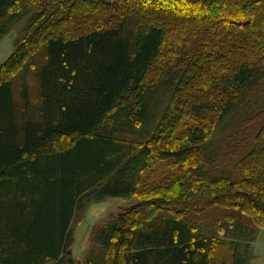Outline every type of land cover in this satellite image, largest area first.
<instances>
[{"label": "trees", "instance_id": "16d2710c", "mask_svg": "<svg viewBox=\"0 0 264 264\" xmlns=\"http://www.w3.org/2000/svg\"><path fill=\"white\" fill-rule=\"evenodd\" d=\"M21 1L0 0V18L7 17L0 37L7 21L20 17L9 12ZM106 1L115 11L98 14L97 28L46 40L48 62L39 73L41 122L18 123L12 80H0V264H75L76 216L86 201L138 194L156 149L150 130L162 111L161 91L170 93L187 74L202 85L223 76L220 117L245 102L257 111L236 143L239 172L255 187L256 198L224 192L227 207L214 198L198 204L203 194L191 192L194 184L229 182L200 169L187 183L169 187L163 202L144 201L101 228L95 240L105 252L87 264H211L213 250L224 245L215 225L222 221L221 231L236 239L253 230L250 214L264 217V191L256 187L264 181L256 178L264 171V0H150L132 10L112 4L123 0L100 3ZM171 43L165 69L157 81L148 80ZM22 97L29 102L26 89ZM206 103H192L191 113L201 116ZM195 133L189 132L194 138ZM59 138L71 144L53 148ZM203 142L202 135L195 142L186 135L162 156L199 154ZM204 206L210 208L206 213ZM214 208H220L219 217L209 215ZM143 214L145 221L138 222ZM232 251V264H248Z\"/></svg>", "mask_w": 264, "mask_h": 264}, {"label": "rangeland", "instance_id": "374dc122", "mask_svg": "<svg viewBox=\"0 0 264 264\" xmlns=\"http://www.w3.org/2000/svg\"><path fill=\"white\" fill-rule=\"evenodd\" d=\"M131 1L130 4H127L126 0L113 1L112 4L121 5L122 10H132L144 6L142 3H149L150 0ZM100 2L101 0H85L83 3L77 0L75 3L74 0H22L9 12V15L17 14L20 17L10 22L7 21L6 30L0 37V80L4 78L12 80L16 118L20 125L27 120L42 121L39 73L48 62L46 40L59 33L66 37H75L92 28H97L102 21L97 17L98 14L107 15L105 11H115L111 8L107 9L110 7L108 1L102 4ZM56 6H59V15H53L50 23L45 22V17H49ZM179 9L180 13L185 11L182 6ZM141 15L145 16L143 12ZM111 18L113 17L110 16ZM6 19L7 17L0 18V25L4 24ZM112 23L106 24L110 26ZM171 35L178 37L176 33ZM173 50L172 43L168 48L162 50L159 60L147 74L148 80H158V76L165 69L167 59ZM185 77L182 82H177L174 90L170 93L163 92L166 90L165 87L161 91L162 111L157 113L156 122L150 130V134L155 133L156 135V149L150 157V166L142 174L138 194L134 197H105L101 201L90 203L86 201L83 213L80 211L76 216L73 229L74 241L71 247L75 264H87V260L91 256L104 254L102 253L105 252L104 250H99L101 247L97 245L95 238L97 232L113 218L127 213L135 206L138 207L144 201L155 202L160 199L163 202V193L169 187L183 184V182L187 183L189 178H193L192 173L198 174L200 169L214 170L220 174L223 180L229 182L214 185L206 183L202 187L191 184L194 187L191 192L203 194L201 200L197 199L198 204L203 201L206 203L214 198L213 200L217 199V205L227 207L229 204L221 200L224 197V192L256 198L255 187L253 191L251 182L246 181L239 172L237 154H240L238 150L240 144L236 147V143L242 141L243 132L245 133L247 124L257 115V111L250 109V106L245 102L220 117L222 92L224 91L220 78L223 76H218L215 81L200 82L204 85L194 81L188 74ZM25 89L28 93V103L22 97V92ZM199 102L208 103L202 109L201 116L197 117L191 113L190 105ZM192 130H195L197 137L194 138V134H189ZM186 135L193 137L194 142L199 140V136H203L204 142L197 145L200 150L199 154L203 153L201 155L203 157H199L197 153L194 155L185 154L177 158L162 156V152H168V150L174 152L175 145L179 143L181 137H186ZM19 138L23 139V133ZM71 141L70 138H59L52 146L58 150L64 149L71 144ZM247 143L248 140L245 137L242 144ZM169 154L171 153L165 155ZM185 158L188 159L187 162H184ZM260 159H263L261 164L264 165V153ZM202 164L206 166L202 167ZM256 178L264 179V171L259 170ZM262 184L264 181L256 185L259 192L264 191ZM226 188L227 191H225ZM185 192L187 193V190ZM246 205L251 206V203H246ZM202 209H205L203 213H206L210 208L204 206ZM219 210L220 208H214L209 211V215L212 216L216 213L219 217ZM150 211V209L147 210V212ZM249 217L253 219L251 222L253 230L236 239L221 231L223 230L221 228L222 221L215 225L214 228L220 232L219 236L222 237L224 245L216 246V249L213 250L214 261L211 264H232V249L234 248L246 257L248 264H264V224L261 222L264 217H255L254 214H250ZM137 221H145L144 214Z\"/></svg>", "mask_w": 264, "mask_h": 264}]
</instances>
